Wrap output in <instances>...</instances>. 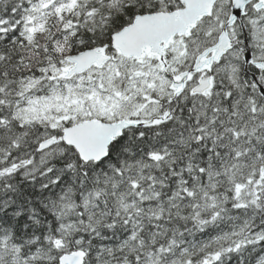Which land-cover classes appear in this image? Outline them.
I'll list each match as a JSON object with an SVG mask.
<instances>
[{
	"label": "snow or ice",
	"instance_id": "obj_1",
	"mask_svg": "<svg viewBox=\"0 0 264 264\" xmlns=\"http://www.w3.org/2000/svg\"><path fill=\"white\" fill-rule=\"evenodd\" d=\"M0 264H264V0H0Z\"/></svg>",
	"mask_w": 264,
	"mask_h": 264
}]
</instances>
